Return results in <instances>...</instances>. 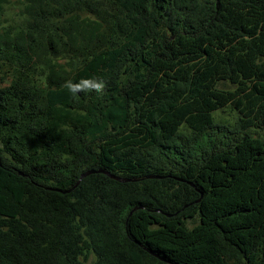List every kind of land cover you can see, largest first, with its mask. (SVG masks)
Masks as SVG:
<instances>
[{"label":"trees","instance_id":"obj_1","mask_svg":"<svg viewBox=\"0 0 264 264\" xmlns=\"http://www.w3.org/2000/svg\"><path fill=\"white\" fill-rule=\"evenodd\" d=\"M0 264H264V0H0Z\"/></svg>","mask_w":264,"mask_h":264},{"label":"clouds","instance_id":"obj_2","mask_svg":"<svg viewBox=\"0 0 264 264\" xmlns=\"http://www.w3.org/2000/svg\"><path fill=\"white\" fill-rule=\"evenodd\" d=\"M63 88L67 89L68 92L75 96L80 93H97L103 94L106 84L102 79L99 78H85L80 79L78 82L67 80L63 84Z\"/></svg>","mask_w":264,"mask_h":264},{"label":"rangeland","instance_id":"obj_3","mask_svg":"<svg viewBox=\"0 0 264 264\" xmlns=\"http://www.w3.org/2000/svg\"><path fill=\"white\" fill-rule=\"evenodd\" d=\"M12 11H15V10H12ZM219 87L224 88L227 86L219 85ZM213 118L215 120V123L219 122V123L227 125V124L232 123L233 119L236 120L238 118V115L235 111H231L228 108H226V109L224 108V109H221V110L214 112Z\"/></svg>","mask_w":264,"mask_h":264},{"label":"water","instance_id":"obj_4","mask_svg":"<svg viewBox=\"0 0 264 264\" xmlns=\"http://www.w3.org/2000/svg\"><path fill=\"white\" fill-rule=\"evenodd\" d=\"M98 172H102V171H98ZM92 173H94V172H93V171H88V172L82 174L81 177H80V179H82L83 177H85V176H87V175H89V174H92ZM114 179H115V178H114Z\"/></svg>","mask_w":264,"mask_h":264}]
</instances>
